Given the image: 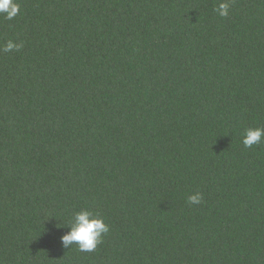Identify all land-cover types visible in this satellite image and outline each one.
Masks as SVG:
<instances>
[{"label":"trees","instance_id":"obj_1","mask_svg":"<svg viewBox=\"0 0 264 264\" xmlns=\"http://www.w3.org/2000/svg\"><path fill=\"white\" fill-rule=\"evenodd\" d=\"M0 15V264H264V0H16ZM200 193V204L188 196ZM88 209L93 252L60 237Z\"/></svg>","mask_w":264,"mask_h":264},{"label":"clouds","instance_id":"obj_2","mask_svg":"<svg viewBox=\"0 0 264 264\" xmlns=\"http://www.w3.org/2000/svg\"><path fill=\"white\" fill-rule=\"evenodd\" d=\"M230 0H220L215 11L220 17H227L229 14ZM20 13V6L16 0H0V15L6 20H13ZM23 47L22 42L8 40L0 51H19ZM264 139V128H246L242 136V143L245 148L253 145H260ZM202 196L200 193H193L188 196L191 204H200ZM69 230L60 237L61 246L69 248L75 244L82 252H93L102 242L103 236L109 232V225L99 215H95L88 209L76 212L68 226Z\"/></svg>","mask_w":264,"mask_h":264}]
</instances>
